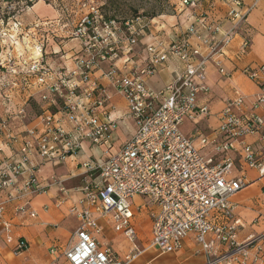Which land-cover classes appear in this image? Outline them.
<instances>
[{"label": "built area", "instance_id": "2783aa9c", "mask_svg": "<svg viewBox=\"0 0 264 264\" xmlns=\"http://www.w3.org/2000/svg\"><path fill=\"white\" fill-rule=\"evenodd\" d=\"M33 1L27 0L26 7ZM222 1L231 25L223 38L215 37L222 22L199 12L176 40L166 43L155 36L145 44L140 61L138 37L154 18L137 16L123 28L105 20L93 0L81 2L73 28L67 30L79 41L75 46L42 43L44 37L32 43L25 38L33 35L29 28L19 33L21 43H10L0 60V242L13 255L28 244L14 236L7 207L35 217L31 200L54 184L59 190L54 205L65 203L69 191L64 179L51 175L45 181L37 172L46 163L78 158L86 147L87 158L79 163L82 183L74 187L78 197L67 209L78 223L76 241L63 251L70 264H129L145 250L135 225L140 212H146L150 223L148 245L159 253L180 250L183 239L191 236L204 257L201 264H248L249 257H264V231L240 240L242 225L234 219L231 202L249 184L246 167L264 175V113L257 111L264 102V64L242 68L259 93L250 102L237 90L226 95L212 133L196 129L188 135L182 130L185 122L198 124L209 116L207 104L199 103V95L210 91L207 64L213 63L225 79L232 77L223 65L225 48L247 10L242 11L241 0ZM201 2L179 0L188 8ZM51 4L59 11L58 25L65 28L71 13L61 1ZM41 26L34 24V31ZM203 31L210 35L201 37ZM193 38L202 43H193ZM249 46L243 38L239 52L245 54ZM173 58L182 70L160 89L149 86L147 80ZM29 99L38 112L15 130L11 121L25 118ZM127 120L134 129L115 147L114 133ZM207 147L210 155L203 152ZM6 148L11 154L1 155ZM100 220L131 243L124 257L100 241Z\"/></svg>", "mask_w": 264, "mask_h": 264}, {"label": "crops", "instance_id": "0c3cea01", "mask_svg": "<svg viewBox=\"0 0 264 264\" xmlns=\"http://www.w3.org/2000/svg\"><path fill=\"white\" fill-rule=\"evenodd\" d=\"M172 2L175 4V13L172 16H167L171 19L168 20V18H162L164 16H159L158 24L154 19V24L143 29L139 35L137 41L141 47V52L137 56L139 61L145 56L143 50L145 44L153 42L155 36L164 38L166 43L176 40L199 12H204L211 20L222 22L221 31L215 35L217 39L223 38L224 32L231 28L227 20L228 7L222 0H202L197 8L182 7L179 0H172ZM241 2L242 11L247 10V15L245 21L232 34L223 57V65L226 70L232 72V77L225 79L216 70L213 63L207 64L210 91L199 95V103L207 104L209 116L198 124L185 122L182 130L188 135H191L196 129L206 135L212 133V130L219 124V111L223 107V99L226 95L237 90L246 95L247 101L250 102L259 93V87L241 70L250 64H264V0H241ZM37 6L40 7L39 2L30 6L31 9L24 13L25 18H21L19 23L21 31L23 26L24 28L27 27L33 31V36L38 38L44 37V33H46L47 41H51L49 43H65V49L79 43L76 38L69 34V31H64L58 25V9L49 4L51 11H40ZM78 14L79 11L74 14L72 20ZM45 21L51 25H44L34 31V24H42ZM63 33L66 34V38L60 39L64 35ZM209 35L207 31L201 33V37ZM243 38H247L250 42L249 49L245 54L239 52V45ZM2 41L4 42V40ZM5 41L6 43H0V60L11 49L9 38L6 37ZM192 42L202 43L197 38H193ZM52 48L57 50L56 46H52ZM14 53L15 55L18 53V47L15 48ZM55 61L62 62L57 59ZM182 67V63L173 58L171 61L163 63L161 68L147 80V84L154 89H160L173 79L182 70ZM21 97V95H16V100L21 99ZM26 110L28 111V104ZM257 111L264 113V102L257 108ZM2 115L3 108L0 104V116ZM11 122L15 130H20L24 126V121L18 118H14ZM125 124L126 126L121 123L118 127L122 130L121 136L117 133L118 129L114 133V139H118L115 147H118L134 129L130 120H127ZM201 124H203L202 128L199 127ZM203 152L210 155L212 149L207 147ZM10 154V149L6 148L1 155ZM87 155L88 148L85 147L78 158L69 157L65 163H46L39 168L37 174L45 181L51 175L57 179H64L63 185L68 188L69 199L62 205H54V198L59 194L58 185L54 184L31 200L30 207L35 211V217H29L27 214H15L11 205L7 207L5 217L11 222L14 236L24 239L28 246L22 253L13 255L11 247L0 242V264H70L64 257L63 251L76 241L73 231L78 223L75 217L68 214L67 209L78 197L74 187L82 183L83 169L79 163L85 160ZM244 175L249 184L231 198V202L235 206L234 219H237L242 225L238 233L240 240L245 239L248 235L264 231V175L260 176L256 169L247 167L244 169ZM75 177H78L81 182L73 185L70 181ZM134 199L138 201L141 198L135 197ZM99 222L102 226L100 241L108 243L117 256L124 257L128 253L131 243L116 233L112 225L106 220ZM135 225L141 238L140 245L145 247V250L134 257L129 264H201L204 261V257L198 252V247L194 244L191 236L184 238L181 249L173 253L162 254L145 244L143 235L147 236L146 239L149 238L147 227H150L146 212H140L136 215ZM146 239L145 241H147ZM125 243L126 245H124ZM147 243H149V239ZM248 264H264V257L259 261H254L252 257H249Z\"/></svg>", "mask_w": 264, "mask_h": 264}, {"label": "rangeland", "instance_id": "374dc122", "mask_svg": "<svg viewBox=\"0 0 264 264\" xmlns=\"http://www.w3.org/2000/svg\"><path fill=\"white\" fill-rule=\"evenodd\" d=\"M56 1L57 3L61 1V4H64L65 8L68 9V13H71V16L67 17L68 20H66V25H65L66 27L63 28V30L67 31L68 28L69 30L72 29L73 28L72 18L74 14H76L77 11L81 8L80 4L83 0H56ZM93 1L97 2L99 5L103 7V12L105 13L106 16L108 17L114 16L113 18L117 19V21H120V22L123 20L132 19L136 16H142L145 18L153 17L158 24V22L160 21L159 16H164L162 18L167 19L168 18L167 16H172L175 13V10H174L175 4L172 2V0H93ZM37 2H39V5H40V7L37 6V8L40 11L41 10L51 11L48 5L52 3V0H35L33 1L32 4H29V5L32 6L36 4ZM26 5H28L27 0H0V43H6L5 41L6 37L9 38L11 36L14 37L15 39V40H11L9 38L11 43H21L22 42L23 39L21 38V34H19L21 33L20 32L21 30H20V26L18 25V23H20L21 18H25L24 13L27 10L31 9V7L27 8ZM170 19L171 18H168V20ZM41 25L44 26L48 24L42 23ZM27 29H28L27 27L24 28L23 26L22 31L25 32ZM44 34H45L44 42L40 41L42 39L41 37H39L40 39L39 41L42 43H49L50 40L48 39L49 41H47L46 33ZM29 35H30V38L28 37H25V38L29 39L32 43H36V40L34 39L38 37L33 36L30 33ZM2 40H4V42ZM33 112H34V108L30 107V110L28 109L23 121L26 122L27 117H29ZM202 126L203 124H201L199 127L202 128ZM117 133L119 136H121L122 130L119 128ZM70 182L74 185V184H79L81 181L78 177H75ZM149 230H150L149 227H147V233ZM143 236H144L145 244H148L147 242L149 238L146 239L147 236L145 235ZM145 239L147 241H145ZM140 241H139V244H140ZM111 243L112 242H110V244ZM124 245H126V243Z\"/></svg>", "mask_w": 264, "mask_h": 264}, {"label": "trees", "instance_id": "16d2710c", "mask_svg": "<svg viewBox=\"0 0 264 264\" xmlns=\"http://www.w3.org/2000/svg\"><path fill=\"white\" fill-rule=\"evenodd\" d=\"M99 9H100L101 13L103 14V17H104L105 20L115 21L117 23H120V25H122L123 28H124V25H125L124 24L125 21H130L131 22V20H133L135 18L134 17L132 19H127V20H123V21L120 22V21H117V19L113 18L114 16H110V17L106 16L105 13L103 12V7L101 5H99ZM140 17H142V16H140ZM142 18H145V17H142ZM151 18H153V17H151ZM146 19H149V18H146ZM30 107L31 108L33 107L34 108V112L32 114H36L38 112V108H37L36 102L33 99H29L28 100V109L29 110H30Z\"/></svg>", "mask_w": 264, "mask_h": 264}]
</instances>
